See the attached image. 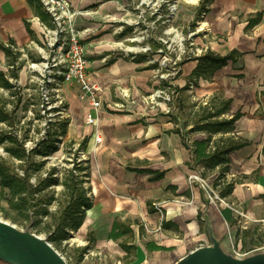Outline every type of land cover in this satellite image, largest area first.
Masks as SVG:
<instances>
[{
    "label": "crops",
    "instance_id": "obj_1",
    "mask_svg": "<svg viewBox=\"0 0 264 264\" xmlns=\"http://www.w3.org/2000/svg\"><path fill=\"white\" fill-rule=\"evenodd\" d=\"M69 1L77 11V27L87 34L84 38L87 71L90 80L98 86L101 100L96 122L84 123L88 103L80 98L77 85L62 84L58 92L67 104L68 128L74 129L76 137L82 136L87 144L86 194L91 206L85 210L95 208L97 213L114 215L107 234L93 241L95 247L106 251L109 246L113 248V240L120 239L116 245L122 264H174L194 248L213 242L226 254L238 233V246L245 243L246 235L257 231L264 238V106L257 102V95L264 90V41L260 40L264 39V0H213L199 16L196 15L199 0L190 3L196 4L192 8L197 19L187 30L189 45L194 46L187 49V62L182 63L183 68L187 66L182 74L187 80L194 78L190 73L196 58L207 50L213 51L212 46L206 49L207 44L201 42L203 37L221 34L222 26L228 24L223 21V15L237 13L224 30L231 34L227 50L237 49L241 53L238 56L241 69L226 70V63L209 78H200L193 96L208 98L217 93L230 98L229 108L221 117L229 118L241 112L231 134L247 140L248 144L228 154L225 179L233 182V187L223 201L214 197V193L218 195V190L213 188L217 168L187 165L190 148L183 145L175 129L180 133L187 130L182 131L179 121L172 119L175 107L165 102L169 100L166 86H161L169 79L168 74L159 75L158 97L153 92L141 96L143 91H148V79L153 75L149 72L156 65L159 68V60L157 64L148 63L147 54L140 53L143 45L120 41L128 25L125 21L118 24L120 11H110L113 0ZM91 4L97 6L87 9ZM257 12H261L260 19L248 23ZM241 14L244 19L238 23ZM37 18L45 22L27 0H0L1 66L7 59L5 43L14 44L19 51L30 45L38 50L37 34L42 33ZM113 23L119 31L108 28ZM244 29L251 31V35L243 36ZM194 52L200 54L191 57L190 53ZM169 64L178 63L168 60ZM259 72H263L261 77ZM191 126L188 123L186 128ZM95 130L100 142L94 140ZM207 135L205 131H192L184 138L190 145ZM227 135L213 134L212 139ZM148 170L161 172L162 176L150 178ZM193 175L202 178L203 183L192 178ZM226 204L243 211L247 219L238 217ZM223 210L235 219L234 223L227 221ZM131 239L134 242L127 241ZM0 264L13 263L0 258Z\"/></svg>",
    "mask_w": 264,
    "mask_h": 264
},
{
    "label": "rangeland",
    "instance_id": "obj_2",
    "mask_svg": "<svg viewBox=\"0 0 264 264\" xmlns=\"http://www.w3.org/2000/svg\"><path fill=\"white\" fill-rule=\"evenodd\" d=\"M192 1L113 0L110 6V11L121 13L118 17V24L125 21L128 25L125 27V37L120 41L143 45L140 53L147 54L148 59L145 61L148 63L157 64L162 53L168 56L169 61L176 60L178 63L177 65L169 64L167 67L162 66L166 69H162L161 66L158 68L156 65L153 71L149 72L153 75L148 79V91H143L144 95L141 96L153 92L154 97H158L161 92L157 89L161 84L158 79L159 75L160 73H163L161 76L168 74L167 78L170 80L161 84V86H166L165 93L169 99L164 101L175 107L172 119L179 121L178 124L182 131L187 130L188 123L196 120L198 115L196 113L205 105L203 102L211 98V96L199 99L193 97L198 90L197 83L201 77L193 76L194 78L187 80V77L182 75L187 68V66L183 68L182 64L183 61L187 62V49L194 47L189 45V38H187L188 26L197 19L192 8L196 4H190L193 3ZM94 6L97 5H88L87 9H92ZM234 15L237 13L227 12L223 15V21L228 24L224 28L222 26L221 34L203 37L201 42L207 44L206 49L212 46V50L218 54H225L228 51L227 41L231 34L224 29L228 27L233 17L236 19ZM238 18V23H240L244 15L241 14ZM194 26L195 24L191 27L194 28ZM108 28L118 29V31L120 29L114 23ZM235 31L237 30L233 32ZM243 31V36L251 35V31L245 29ZM37 35V45L42 47L43 51L31 45L26 48L21 47L22 50L19 51L12 43L3 44V48L7 50V59L4 65H0V72L10 86L0 85V104L8 112L9 120L0 121V132L10 133L16 139V146L22 150L24 156L17 158L9 154L4 147L11 145L12 142L5 140L0 144V162L8 164L11 171L20 177L28 175L27 183L36 190L29 195V198L27 197L29 202L24 210L26 215H24L12 205L13 202L17 203L19 200L18 195H12L7 187L0 184V219L23 231L46 239L49 232L55 228V213L57 215V210L65 204L67 199L66 187L63 183L65 178L68 179L69 174L73 175L79 180L81 187L87 190L89 183L86 177H88L89 164L86 141H82V136L77 138L76 133H73L74 129L68 128L66 124L67 104L62 93L54 94V96L56 94L59 96L53 98V103L50 104L52 109L48 108L50 111L47 108L43 110L40 106L39 91L48 73L42 64L44 57L48 54V34ZM260 40L264 41L263 38ZM241 49L247 51L246 48ZM204 51L205 47L202 49V52ZM195 53L199 52L190 53L191 57ZM227 63L226 70L231 67L235 69L233 71L241 69V60L235 64ZM178 68H181L180 72H177ZM263 72H259V77ZM155 100L154 98L153 101ZM257 102L264 106L261 93L257 95ZM39 150L45 152H39ZM49 177L53 180L49 185L43 186V182L50 180ZM42 208H46L48 213L42 214L40 212ZM113 216V213H97L95 208L85 210L83 223L78 228L68 230L66 239L61 240L59 244L49 243L65 258L67 264H122L123 261L117 255L116 245L120 239L113 240V248L109 246L106 251L95 247L93 243L97 236L107 234ZM253 234L246 235L245 243L238 246L236 245L238 233L226 254L234 258H248L264 254L262 232L257 231ZM249 236L250 240H248ZM127 241L134 242L133 239ZM5 247V243L0 239V251H4ZM13 247L22 248L16 243Z\"/></svg>",
    "mask_w": 264,
    "mask_h": 264
},
{
    "label": "trees",
    "instance_id": "obj_3",
    "mask_svg": "<svg viewBox=\"0 0 264 264\" xmlns=\"http://www.w3.org/2000/svg\"><path fill=\"white\" fill-rule=\"evenodd\" d=\"M213 0H199L196 15L199 16L201 12L207 11V5ZM29 5L34 9L35 13L43 20L48 22L47 15L42 11L41 2L39 0H27ZM261 17V12H257L253 17L249 18L248 23H255ZM241 53L237 49H231L223 55H219L211 50H207L203 55L196 58L197 62L191 71V76H199L201 78H209L213 72L228 61L236 63L238 56ZM0 85L3 87H9L10 83L5 79L2 72H0ZM264 86V79L262 81ZM264 98V90L260 92ZM231 99L222 96L221 94L214 93L211 98L206 101L199 112L196 114V120L192 123L191 128L185 132H181L175 129L177 133L181 135L183 145L186 148H190V160L187 161V165L191 168L196 165H201L205 169L218 170V175L213 182V188L218 190V196L220 198L226 197L231 193L233 182H229L225 179V173L227 171V164L229 161L228 154L230 151L240 148L248 141L240 137H235L231 134L234 130V122L241 116V112L237 111L229 118L221 117L225 114L229 108ZM9 114L0 104V121H8ZM192 131H205L207 136L200 141H193L190 145L186 143L185 135ZM217 133H229L226 137L220 136L219 138L212 139L213 134ZM5 140L12 142L11 145H5L4 149L14 157L22 158L24 153L16 146V139L12 137L10 133L0 132V144ZM39 152H45L39 150ZM262 153L264 155V145L262 147ZM151 177L157 179L162 176L161 172L151 171ZM64 185L66 187L67 199L63 206L57 210L56 223L53 231L49 232L46 238L49 242L59 244L61 240L66 239L68 230L77 228L82 222L85 215V209L91 206L90 200L87 197V192L84 187H81L80 182L73 175H67ZM50 180L43 182V186L49 185ZM28 175L18 176L13 173L8 164L0 162V184L7 187L12 195H18L19 200L13 202V206L17 210L23 212L28 207L29 195L36 189H32L31 185L27 183ZM25 193V194H24ZM28 197V198H27ZM226 209V208H225ZM228 210V209H227ZM42 214H47V209H40ZM223 214L227 221L232 224L235 222L226 211L223 210ZM122 226H125L122 224Z\"/></svg>",
    "mask_w": 264,
    "mask_h": 264
},
{
    "label": "built area",
    "instance_id": "obj_4",
    "mask_svg": "<svg viewBox=\"0 0 264 264\" xmlns=\"http://www.w3.org/2000/svg\"><path fill=\"white\" fill-rule=\"evenodd\" d=\"M39 1L42 11L48 17V22L40 21L37 18L41 32L48 34V54L42 61L48 73L39 91L40 106L43 110L47 108L50 111L53 98L59 96L58 94L54 96V94L58 92L62 84L77 85L81 91L80 98L85 99L88 103V109L84 114V123L94 124L101 107V100L98 95V86L90 80L87 71L84 44V38L87 36L86 31L77 27L75 23L77 11L72 7L69 0ZM38 50L43 51L42 47H39ZM161 55L158 64L161 67H166L169 60L168 56L165 53ZM94 140L96 142L101 140L97 130L94 131ZM192 178L203 183V179L197 175H193ZM214 197L223 201L215 193ZM227 206L238 217L247 219L243 211L230 205Z\"/></svg>",
    "mask_w": 264,
    "mask_h": 264
},
{
    "label": "water",
    "instance_id": "obj_5",
    "mask_svg": "<svg viewBox=\"0 0 264 264\" xmlns=\"http://www.w3.org/2000/svg\"><path fill=\"white\" fill-rule=\"evenodd\" d=\"M0 239L5 243L0 258L13 264H67L63 256L55 250L46 239L23 231L15 225L0 219ZM38 242L47 244L46 249ZM14 243L22 248L15 249ZM14 254L9 255V252ZM29 255L31 261L25 256ZM174 264H264V254L248 258H234L223 253L218 244L204 245L194 248Z\"/></svg>",
    "mask_w": 264,
    "mask_h": 264
},
{
    "label": "bare ground",
    "instance_id": "obj_6",
    "mask_svg": "<svg viewBox=\"0 0 264 264\" xmlns=\"http://www.w3.org/2000/svg\"><path fill=\"white\" fill-rule=\"evenodd\" d=\"M39 243V245L42 247V248H44V249H46L45 247H47L48 245L47 244H42L41 242H38ZM11 254H14L13 252H9V255H11ZM28 260H32L31 259V257L29 256V255H27V256H25ZM36 264V263H35Z\"/></svg>",
    "mask_w": 264,
    "mask_h": 264
}]
</instances>
